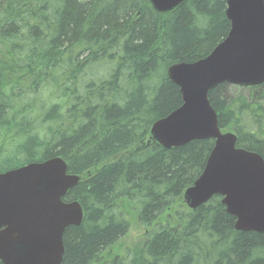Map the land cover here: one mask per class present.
<instances>
[{
	"label": "trees",
	"instance_id": "obj_1",
	"mask_svg": "<svg viewBox=\"0 0 264 264\" xmlns=\"http://www.w3.org/2000/svg\"><path fill=\"white\" fill-rule=\"evenodd\" d=\"M227 1L159 14L149 0H0V173L59 157L81 177L61 264H264V235L237 231L221 197L184 204L214 141L166 150L150 133L183 104L168 68L229 34ZM230 87L209 94L219 127L264 159V85L249 88L261 99ZM132 219L144 243L114 255Z\"/></svg>",
	"mask_w": 264,
	"mask_h": 264
},
{
	"label": "water",
	"instance_id": "obj_2",
	"mask_svg": "<svg viewBox=\"0 0 264 264\" xmlns=\"http://www.w3.org/2000/svg\"><path fill=\"white\" fill-rule=\"evenodd\" d=\"M161 14L187 0H149ZM227 37L194 63L168 68L169 80L180 89L183 104L151 128L164 149L194 141L215 140L202 175L184 194L196 210L220 196L239 232L264 235V159L237 148L234 133H222L209 93L219 85L258 87L264 84V0H228ZM81 177L69 174L56 157L0 173V262L2 264H61L64 235L84 219L82 205L65 202Z\"/></svg>",
	"mask_w": 264,
	"mask_h": 264
},
{
	"label": "rangeland",
	"instance_id": "obj_3",
	"mask_svg": "<svg viewBox=\"0 0 264 264\" xmlns=\"http://www.w3.org/2000/svg\"><path fill=\"white\" fill-rule=\"evenodd\" d=\"M236 89L237 87L231 86L229 88V94L233 95L236 92H239V90L237 91ZM243 94L245 95V97H247V99H261V98H257L259 97V95H261V92H259L256 89L253 90L249 88L243 89ZM3 168H7V167H3ZM133 220L134 219H132V221ZM145 231L146 230L142 226H140L136 221H133L129 234L119 243L120 244L119 246L114 248L113 254L125 256L129 249H135L137 247L142 246V244L144 243Z\"/></svg>",
	"mask_w": 264,
	"mask_h": 264
}]
</instances>
